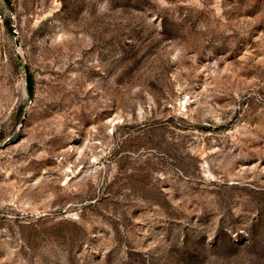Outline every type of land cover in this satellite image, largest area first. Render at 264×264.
Instances as JSON below:
<instances>
[{"label":"rangeland","instance_id":"1","mask_svg":"<svg viewBox=\"0 0 264 264\" xmlns=\"http://www.w3.org/2000/svg\"><path fill=\"white\" fill-rule=\"evenodd\" d=\"M0 264H264V0H0Z\"/></svg>","mask_w":264,"mask_h":264}]
</instances>
